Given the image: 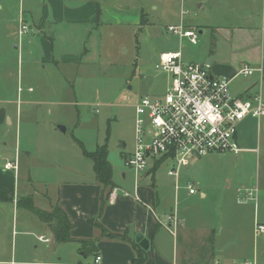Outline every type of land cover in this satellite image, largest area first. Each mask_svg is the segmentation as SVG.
<instances>
[{"label": "crops", "instance_id": "obj_1", "mask_svg": "<svg viewBox=\"0 0 264 264\" xmlns=\"http://www.w3.org/2000/svg\"><path fill=\"white\" fill-rule=\"evenodd\" d=\"M248 1L250 3L244 7L228 8L230 15L225 10V14L229 16L234 12H243L240 16H244L245 23L240 27H203L214 29L220 36H226L236 43L250 42L257 47L251 52L240 54L241 60L235 59L227 64L219 56H214L216 61L208 60L206 65L212 76L228 77L232 79L231 84L240 66L256 68L255 79L247 81L238 94H245L240 96L245 99L257 94L264 98V19L261 28L250 22L249 19L254 17L253 3L257 0ZM50 2L55 9L54 20L69 22L71 27L66 29L68 33L74 34L77 31L82 34L79 38H83L85 47L89 39L93 41V45L97 43L96 33L103 25L100 17L102 8L90 5L77 12H70L67 16V12L64 14L61 10L62 0ZM46 7V4L42 6L40 14L30 10L29 19L20 18L19 29L23 21L29 26L30 32H34V28L37 32L28 41L20 40L16 49L19 50L21 43L22 47L27 48V45L39 40L42 49L40 63L43 68L49 65L73 68L82 59H87L91 51L85 48L88 55L84 58L70 50L63 54L59 52L58 47L55 48L56 32L50 36L44 33V21L49 15ZM208 8L205 1L198 5L200 11ZM81 23H88L93 31L82 28ZM199 33L202 34V31ZM175 51L183 53L182 50ZM65 74L70 77L68 72ZM154 78L151 83L160 85L161 92L158 94L163 96L171 77L160 72ZM230 87L232 93L234 87ZM65 90L69 93L68 96L75 93L70 82ZM2 102L0 103L4 105L18 103V106L15 111L6 106L0 108V193L6 194L9 200L5 202L13 204L21 213L25 211L35 217L36 220L32 217L22 220L23 223L34 222L36 226L34 232H24L23 236L34 237L38 243L33 250L24 245L15 246L13 257L16 258L19 254L21 259H14L11 264H96L97 257L102 258L100 264H264V236L255 234L256 224L264 225V116L248 117L240 124L236 140L242 151L239 154L231 153L235 155L239 174L249 171L247 177L238 179L235 173V178L231 180L230 176L223 175L221 184L215 179L219 185L216 186L214 180L215 186L211 188L193 175L192 168L202 165L204 158L213 154L182 169L178 180L168 175L172 163L165 177L159 174L162 163H158L159 159H153L143 177L133 170V180L127 173L122 174L119 181L112 178L114 188L119 191L111 199L113 189L106 188L97 181L93 162L83 154L80 146L77 143L71 146L68 142L65 144L57 139L58 133L67 132L62 126L65 124L62 106H74L75 128L80 124L78 102L68 98L57 103L58 109L54 115L48 112L49 116L54 117L43 119L47 124L40 126L35 134H28L24 140L21 137L23 106L29 107L26 109L30 115L27 121L32 126H39L37 114L40 111L34 106L43 104V101L36 96L24 98L19 94L16 100L4 99ZM14 126L15 133L9 137L6 131ZM57 126L59 129L64 127L65 132ZM74 138L77 137L74 136L73 140ZM99 146L101 145H96L94 149L85 148L88 152H94ZM8 162L16 163L17 169H5ZM189 183L197 188L196 194L189 193ZM167 187L171 189L170 199L173 198L174 207L171 200L167 203L164 197ZM26 197H32L35 207L48 213L60 206L73 225L70 233L72 240L67 243L57 242L48 223L28 210L18 208L17 202ZM209 197L214 199V208L205 207ZM173 227L175 233L172 231ZM139 234L149 241L148 250L142 249L136 242ZM85 242H95V249L86 246ZM91 254L94 255L91 261L84 263L81 258L86 259ZM29 255L33 259H27ZM143 258L145 261L142 263Z\"/></svg>", "mask_w": 264, "mask_h": 264}, {"label": "rangeland", "instance_id": "obj_2", "mask_svg": "<svg viewBox=\"0 0 264 264\" xmlns=\"http://www.w3.org/2000/svg\"><path fill=\"white\" fill-rule=\"evenodd\" d=\"M50 1L0 0V102L4 99L16 100L19 94L24 98L36 96L43 101V104L34 106L40 111L37 114L39 126H32L31 122L27 121L30 119L26 111L29 107L23 106L24 124L21 137L24 140L28 134H35L40 126L47 124L43 119L54 117L49 116L48 112L55 113L58 109L57 103L73 98V102H78L80 124L75 128L76 108L62 106V119L65 123L62 126L67 132L58 133L57 139L73 146L76 144L73 140L75 136L87 149H94L96 145L104 144L108 138V160L113 169V178L117 181L124 173L134 179L133 170L126 166L125 160L134 150L135 105L142 96L162 97V94H158L161 92L160 85L151 83L155 75L160 74L155 65L158 64L161 53L182 50L187 62L190 60L206 65L208 60L216 61L214 56H219L222 61L229 64L235 59L241 60L239 56L243 52H251L257 47L250 42L236 43L226 36H220L214 29L203 27L204 25L240 27L245 23L244 16H240L243 12H234L229 16L228 11L230 7L246 6L250 3L248 0H62L61 10L64 14L67 12V16L70 12H77L90 5L102 8L100 17L103 25L96 33L97 43L93 45V41L89 39L86 47L83 45V38L82 40L79 38L82 34L77 31L74 34L67 32L66 29L71 27L69 22L54 20L55 9ZM204 1L209 7L208 10H198V5ZM44 4L49 10V15L44 21L46 28L44 33L50 36L56 32L55 48L58 47L62 54L70 50L83 58L88 55L85 53L86 49L91 51L87 59H82L73 68H57L51 65L43 68L40 63L42 49L39 40L27 45V48L22 47L21 43L19 50L16 49L20 40L28 41L30 36L37 32L36 28L33 29L34 32H30L29 29L26 34L19 37L20 18L29 19L30 10L40 14ZM253 4L254 17L249 20L260 27L264 19V0H257ZM225 10L229 15L225 14ZM181 24L185 28L191 27L198 34L197 45H192L187 39H180L169 32L170 26ZM81 25L82 28L93 31L88 23ZM67 72L70 77L66 76ZM254 74L235 78L231 84L235 97L245 95L238 93L242 91L247 81L255 79ZM69 82L75 93L68 96L69 93L65 89ZM30 88L32 90H29ZM2 103L0 108L6 106L13 111L18 106V103L12 105ZM15 127L6 131L9 137L15 133ZM57 127L59 129V126ZM211 154L213 155L209 156L212 157L204 158L205 162L202 165L192 168L193 175L198 176L209 187L215 186L213 184L215 179L221 184L220 179L223 175L230 176L231 180L235 178L233 177L235 173L238 179L248 176L249 171L239 174L235 155ZM170 163L172 162L165 161L159 174L165 176ZM141 176L144 174L141 173ZM216 180L214 182L218 186ZM166 189L168 190L164 197L166 202L170 203L171 189L168 187ZM3 201L0 200V264H11L14 259H21L19 254L16 258L13 257L15 246L24 245L33 250L38 244L34 237L23 236L24 232H34L36 226L34 222L23 223L22 220L35 217L25 211L21 213L13 204ZM171 202L174 207L173 198ZM205 204V207H215L212 197H209ZM172 231L175 233L174 227ZM93 256L91 254L88 258L81 259L84 263H89ZM27 259L31 260L33 257L29 255Z\"/></svg>", "mask_w": 264, "mask_h": 264}, {"label": "built area", "instance_id": "obj_3", "mask_svg": "<svg viewBox=\"0 0 264 264\" xmlns=\"http://www.w3.org/2000/svg\"><path fill=\"white\" fill-rule=\"evenodd\" d=\"M168 30L192 45L198 44V34L182 24ZM28 31L29 26L21 21L19 36ZM155 68L170 75V84L162 97L142 96L136 104L135 144L125 160L127 167L140 174L149 169L153 159L162 160V164L171 161L168 175L178 180L182 169L211 153L242 151L236 140L238 128L248 117L264 116L261 94L247 99L235 97L232 79L212 76L207 65L185 61L181 51L161 53ZM256 71L244 65L236 77L251 76ZM5 169H17V164L8 162ZM188 190L192 195L197 193L193 183L188 184ZM118 191H111V199ZM255 234L264 236L263 224H256ZM101 260L97 257L95 263Z\"/></svg>", "mask_w": 264, "mask_h": 264}, {"label": "trees", "instance_id": "obj_4", "mask_svg": "<svg viewBox=\"0 0 264 264\" xmlns=\"http://www.w3.org/2000/svg\"><path fill=\"white\" fill-rule=\"evenodd\" d=\"M74 140L82 149L83 154L87 158L92 160L97 181L104 185L106 188L114 189V183L112 179L113 169L108 160V138L106 139V142L103 145L99 146L94 152H88L84 144L77 138H74ZM158 163H162V160H159ZM0 200L8 201L9 199L6 194L0 193ZM17 206L18 208L26 209L29 212L33 213L41 221L49 223L57 242L67 243L72 240L70 233L73 229V225L71 224L66 212L60 206L54 207L53 211L48 213L37 209L34 205V200L32 197L20 199L17 202ZM95 244V242H85V245L90 246V248L92 249H95ZM144 261L145 258L142 259V263Z\"/></svg>", "mask_w": 264, "mask_h": 264}, {"label": "water", "instance_id": "obj_5", "mask_svg": "<svg viewBox=\"0 0 264 264\" xmlns=\"http://www.w3.org/2000/svg\"><path fill=\"white\" fill-rule=\"evenodd\" d=\"M60 129L65 132V128H61ZM136 242L140 245V247L144 250H148L149 249V241L147 239H145L141 234L137 235V238H136Z\"/></svg>", "mask_w": 264, "mask_h": 264}]
</instances>
